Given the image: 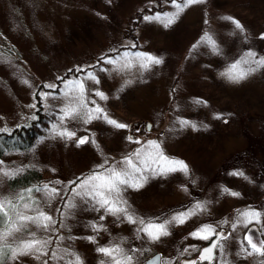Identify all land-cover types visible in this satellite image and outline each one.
<instances>
[{
	"label": "rangeland",
	"instance_id": "obj_1",
	"mask_svg": "<svg viewBox=\"0 0 264 264\" xmlns=\"http://www.w3.org/2000/svg\"><path fill=\"white\" fill-rule=\"evenodd\" d=\"M174 10L171 0H0V129L10 133L29 123L37 109L44 122L31 148L0 157V199L16 204L8 209L15 220L17 210L36 214L18 200L27 188L47 184L58 192L52 197L32 193L33 207L52 217L54 225L44 229L29 224L16 234L18 239L8 241L12 247L20 239L49 241L41 246L46 254L6 259L4 264H71L73 254L82 264H112L98 247H118L133 256L132 264L155 253L163 264H181L214 236L193 238L190 233L202 225L227 235L220 241L223 255L216 249L212 264H264V256L240 253L249 230L264 239V215L260 223L238 222L239 213L249 209L264 214V66L252 63L264 57V0H203L185 8L168 27L144 19ZM225 17L239 21L244 31ZM205 33L215 41V51L200 43ZM148 57L161 62L151 63ZM243 60L249 62L241 68L255 69L245 79L234 82L222 75ZM88 72L99 83L87 79ZM77 80L84 83L87 108L61 123V109L80 103L73 87ZM96 106L128 127L116 128L103 119L85 123L87 109ZM181 121L188 123L182 127ZM65 129L75 136L56 134ZM81 137L88 142L78 145ZM149 141L169 161H183L188 172L161 174L154 162L157 149ZM126 157L147 169L142 187L121 186L125 206L137 221L163 223L197 204L202 209L183 224H168V235L152 241L138 231V222L107 214L88 196L76 195L95 174L107 175L109 168L131 171ZM159 164L167 167L168 161ZM29 170L37 173L39 183L9 187L10 178ZM68 201L75 207H64ZM94 224L103 227L94 231ZM33 232L35 237L29 235Z\"/></svg>",
	"mask_w": 264,
	"mask_h": 264
},
{
	"label": "snow or ice",
	"instance_id": "obj_2",
	"mask_svg": "<svg viewBox=\"0 0 264 264\" xmlns=\"http://www.w3.org/2000/svg\"><path fill=\"white\" fill-rule=\"evenodd\" d=\"M203 0H171V5L175 9L173 12H165V13H158L154 16H145L144 19L146 21H160L164 24V27H168L175 23L176 19L179 17V15L184 11L185 8H187L189 5L194 3H202ZM227 20H231L232 23L235 25L237 29H239L241 32L244 31L243 26L240 24L239 21L233 19L232 17H225ZM262 38H264V34H262ZM200 43H204L205 45H209L213 48L215 51V41L212 40L210 36H208L207 33L204 34V36L201 37ZM197 45H193V48H195ZM137 56H142L144 54L137 53L135 54ZM247 56L249 57H255V53L249 52L247 53ZM149 62L159 64L161 61L158 58L155 57H148L147 58ZM106 63L114 64V60H106ZM248 60L243 61H237L236 63L232 64L228 70L227 73H223L222 75H225L229 80L234 82H239L242 79H245L249 72L254 71L253 68L243 69L240 67L241 63L247 64ZM257 67L264 66V57L259 59H254L252 61ZM130 66V65H129ZM143 67H146L147 65H142ZM87 79H91L99 83V81L96 79V76L88 72L86 75ZM45 87H52L55 88V86H45ZM74 89L78 90L79 93V99L80 103L75 107H65L64 109H61L63 112V116L61 117V123H63V120L65 118H75L76 115H79V109L80 108H87V105L83 103V95L85 86L84 83L77 80L73 82ZM97 96H99L101 99H107V97L102 93L97 91L95 93ZM48 95H51L50 93H43L41 94L42 97H46ZM93 103H95L93 101ZM93 113L96 115L94 116ZM86 119L85 123L91 122L93 119H103L108 124L113 125L116 128H126L128 127L125 124L119 123L116 120L110 119L107 114L104 112L102 108L99 106H96L92 109H87V112L85 113ZM219 118V117H217ZM33 119H36L34 116ZM227 122V121H225ZM187 121H181V126L183 127L186 125ZM53 130L55 131V126H53ZM3 129H0V132H3ZM11 134V133H9ZM57 135H59L62 138H68L72 139L75 136L74 132H70L67 129L63 131H57ZM40 140H43V138H40ZM39 142V141H38ZM88 142L87 137H81L77 139V144H84ZM95 143V141H92ZM139 141H137L138 143ZM149 145L153 146L155 149H157V157L155 159V163H157V166L159 168V172L162 174L164 172L169 171H184L185 173L188 172V166L183 161H175L171 160L169 161V158L165 157L162 152L159 151L160 146L156 144L154 141H149ZM135 155L139 156V152L135 153ZM159 161H168V166L165 167L161 164H159ZM2 163V162H0ZM125 163L128 165L129 170H116L114 168L107 169V175L103 174H95L92 177L88 178V180L85 182V185H77V186H85L84 192H77L76 195L78 196H88L91 200H94L96 204H99L100 208L104 209V211L107 214L117 215L123 214L124 218L129 223H139L142 225L138 229L139 232H143L150 240L155 241L158 240L161 236L168 235L167 226L171 223L176 224H183L187 219L190 217L196 215L198 211H200L203 207L201 204L195 205L194 209H190L187 212H180L171 217V220H165L163 223H155V222H145L143 219H140L137 221L133 215L129 214V211L127 209L126 201L123 200L121 196L122 187L121 186H127V187H133V188H140L143 186L142 181L146 180V177L142 175V172L147 170L146 168H139L135 164H133V161L130 157L125 158ZM19 171H23V169H18ZM154 174L155 169H153ZM137 173H141V175L136 176ZM6 176H12L15 173H3ZM232 175H239L243 176V172H234ZM134 178V179H133ZM71 191V189H69ZM225 192H229V189L225 188ZM33 192H44L49 197L55 196L58 194L56 188H49L47 184L43 186L33 187V188H27L24 193L20 194L18 197V200L25 201L23 203V208L25 210H31L34 211L35 215H27L25 212L16 211L15 212V220L12 219V217L9 215V208L16 209V204H14L12 201L5 199H0V264H4L5 259H11L16 260L19 256L23 255H29L34 253H42V245L47 244L49 241H40L35 238L24 240L20 239L19 243L16 247H12L11 244L8 242L9 238L18 239L16 236L17 233L24 232L29 224H35L38 227H42L44 229H48L51 225H54L56 221L52 219V217L48 216L46 213L40 211L38 208H34L33 205L35 203L34 198H32ZM233 196H238L239 193L231 192L230 193ZM27 197V199H26ZM64 207L66 208H73L75 205L71 203L70 201L66 202ZM57 211H60V209H57ZM240 217H242V220L238 221L239 223H243L245 226L255 221L256 223H260L261 216L264 215L261 212L249 209L247 211L239 213ZM104 217L101 216V219ZM94 231H99L100 228H102V225H92ZM233 229H235L236 225H232ZM215 235L216 239L212 241L211 245L208 248H204L199 256V259L201 261H209V264H211V261L214 259L213 250L219 249L221 251V255H223V244L220 243V241L227 239V235L224 233H217L215 229L212 228L211 225H202L200 226L196 231L190 233V235L193 238L196 239H203L208 240L211 235ZM30 236L35 237V233H29ZM90 241L94 240V237H88ZM244 242H241L240 245V253H244L247 256H255L260 255L264 256V239H259L256 236L253 235L252 230H249L248 233L244 236ZM97 252L111 257L112 258V264H132L133 256L132 255H126L122 254L121 250L117 248H107V247H98L96 249ZM187 252L188 249H185ZM239 254V253H238ZM55 255V253H53ZM75 256V260L71 262V264H82V261L80 257L76 254H73ZM120 258H117V257ZM37 259H39V255H37ZM46 264V262H45ZM148 264H163V262L160 261L159 257H154L153 260L148 261ZM187 264H196L195 261H188ZM225 264L227 262L225 261Z\"/></svg>",
	"mask_w": 264,
	"mask_h": 264
},
{
	"label": "trees",
	"instance_id": "obj_3",
	"mask_svg": "<svg viewBox=\"0 0 264 264\" xmlns=\"http://www.w3.org/2000/svg\"><path fill=\"white\" fill-rule=\"evenodd\" d=\"M41 110L35 112L36 119L31 120L18 128L13 129L9 134L0 132V157L12 151H27L32 147L34 139L38 136V127L40 126L43 116L40 115ZM40 178L33 170H29L18 177H13L8 180V185L11 189L27 187L30 184L39 183ZM223 233V232H222ZM130 250H133L131 247ZM6 260V259H5Z\"/></svg>",
	"mask_w": 264,
	"mask_h": 264
},
{
	"label": "water",
	"instance_id": "obj_4",
	"mask_svg": "<svg viewBox=\"0 0 264 264\" xmlns=\"http://www.w3.org/2000/svg\"><path fill=\"white\" fill-rule=\"evenodd\" d=\"M149 124H147L146 125V127H147V129H149ZM216 239V236L214 235L210 240H209V242L207 243V244H205L200 250H199V252H198V254H197V257H196V259L198 260V261H200V262H206L207 264H209V261H201L200 259H199V256H200V253H201V251L204 249V248H208L210 245H211V243H212V241L213 240H215ZM215 251H216V249H214L213 250V254H214V258H215ZM154 257H159L160 258V261H161V255L159 254V253H155V254H153L152 256H150L149 258H147L144 262H142L141 264H148V261H151V260H153V258ZM214 260V259H213ZM212 260V261H213ZM188 261H195V258H191V259H183L182 261H181V264H187V262ZM211 261V262H212Z\"/></svg>",
	"mask_w": 264,
	"mask_h": 264
},
{
	"label": "flooded vegetation",
	"instance_id": "obj_5",
	"mask_svg": "<svg viewBox=\"0 0 264 264\" xmlns=\"http://www.w3.org/2000/svg\"><path fill=\"white\" fill-rule=\"evenodd\" d=\"M198 254V253H197ZM161 255V254H160ZM196 257H197V255H195V256H192V257H190V258H183V259H191V258H195V262H196V264H207L206 262H200V261H198L197 259H196ZM215 258H216V252H215ZM215 258H214V260L211 262V264L215 261ZM182 259V260H183ZM181 260V261H182ZM161 262H162V256H161Z\"/></svg>",
	"mask_w": 264,
	"mask_h": 264
}]
</instances>
